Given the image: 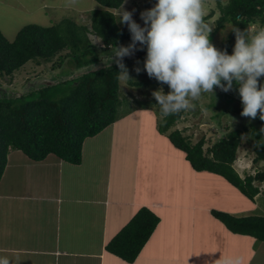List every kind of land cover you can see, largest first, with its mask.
I'll return each instance as SVG.
<instances>
[{"label": "crops", "instance_id": "obj_1", "mask_svg": "<svg viewBox=\"0 0 264 264\" xmlns=\"http://www.w3.org/2000/svg\"><path fill=\"white\" fill-rule=\"evenodd\" d=\"M143 114H124L87 139L79 165L55 155L35 162L9 151L0 181V258L9 264H221L239 257L243 264H264V242L231 232L212 214L242 217L241 204L249 199L229 183L234 193L209 186V177L220 176L194 170L169 139L159 135L154 146L132 137L137 122L149 127ZM166 139L175 151L154 156ZM151 164L158 166L157 179ZM144 207L160 222L128 263L107 245Z\"/></svg>", "mask_w": 264, "mask_h": 264}, {"label": "trees", "instance_id": "obj_2", "mask_svg": "<svg viewBox=\"0 0 264 264\" xmlns=\"http://www.w3.org/2000/svg\"><path fill=\"white\" fill-rule=\"evenodd\" d=\"M95 1L104 9L91 14L90 27L71 18H64L48 27L29 24L13 42L0 30L2 79L12 78L32 61L38 64L53 63V68H63L64 64L68 66L61 73L62 78L47 81L19 96L10 95L0 83V181L10 150H20L35 162L55 155L63 162L79 165L85 141L120 119L121 80L117 78L120 70L113 57L115 48L126 46L124 43L127 39L131 42V35L128 28L118 26L117 16L112 11L118 9L123 0ZM217 8L219 18L215 24V34L226 26L231 27L220 48L229 55L235 45L233 28L242 32L253 25L257 29L264 28V0H229L224 5L217 0ZM214 15L215 10L205 20ZM91 34L102 41L103 47L93 43ZM134 84L139 86L138 83ZM182 116L183 111L162 116L160 132L186 154L194 170L224 178L254 202L261 194L264 169L244 178L236 171L234 165L242 145V131H231L206 148L205 138L193 144L182 131H171ZM253 151L254 163L264 162V142L257 139ZM212 214L231 232L264 242V216L236 217L215 210ZM159 222L160 218L154 212L142 208L108 243L106 250L133 263Z\"/></svg>", "mask_w": 264, "mask_h": 264}, {"label": "rangeland", "instance_id": "obj_3", "mask_svg": "<svg viewBox=\"0 0 264 264\" xmlns=\"http://www.w3.org/2000/svg\"><path fill=\"white\" fill-rule=\"evenodd\" d=\"M228 1L229 0H221L223 5ZM155 3L156 0H127V3H124V9L129 12L135 9L133 19L143 26L140 13L154 7ZM204 6L206 12L204 19L215 10V15L209 20H205V22L212 28L209 37L211 43L216 48L220 49L226 41L231 27L226 26L215 34V24L219 18L217 0H204ZM103 9L104 7L95 0H78L75 5L71 6L67 3V0H0V30L9 41L13 42L18 33L29 24H38L48 27L60 22L64 18H71L80 24H86L90 27L89 22L91 14L97 10ZM117 22L121 29H127L126 25L119 22L118 16ZM90 39L97 46L103 47L102 41L98 37L91 34ZM130 43L131 42L127 39V42L124 44L128 46ZM137 48H140V45H137ZM113 58L116 59L115 56ZM126 59L127 61H125ZM145 59L146 49L136 51L134 55L125 57L123 60L130 79L126 82L121 81L120 84L122 103L119 108V116L122 119V116L127 113L128 115L131 113H145L143 117L147 120L149 127L145 126L144 129H142V127L140 128L138 126L140 125L139 121L137 122L138 125L130 128V131L133 130L132 137H135L137 141L141 142V140H143L144 143L151 144L160 136L169 139V137H166L167 135L159 134L162 115L159 112V105L152 95V93L159 88H163L165 94L168 93L169 89L167 85H161L155 79L148 77L146 71H144ZM52 65L53 63L38 64L34 61L29 62L22 69L17 71L12 78H6L5 80L0 77V83L3 85L2 88L10 95L19 96L30 91L32 88H38L41 84L47 83V81L62 78L60 77L61 73L65 72L68 68L67 64H64L63 68H53ZM137 68L140 69L139 74L135 70ZM259 82L264 84V77H262ZM134 83H138L139 86ZM236 89H238V85L234 84L233 90L227 93L219 88H215L213 96L207 93L202 94L199 99L193 101L195 105L193 109L183 111L181 120L172 127L171 131L176 129L182 131L183 135L189 138L193 144L197 143L201 138H205L207 141L206 148L226 137L231 131H242V145L239 148L238 158L234 167L239 175L244 178L247 175H254L257 171L264 169V162L254 163L255 154L253 151L257 139L258 141L264 142V131H261L264 129V121L259 119V115L256 119L241 115L243 105L240 104L241 99ZM136 118L137 117H135V119ZM123 120L125 119L123 118ZM143 124L144 121H142V125ZM167 139L166 141L171 146L166 142L162 143L159 151L154 152V156H165L167 153L175 151L176 148ZM153 145L158 146L159 144L154 143ZM170 157L172 156L166 159L168 161L175 160ZM168 161L166 162L168 163ZM164 162L165 160L162 161L161 164ZM178 164V162H176V164L170 162L169 166L172 169L176 167V170L179 171L180 168L177 167ZM152 165L154 167V164L149 166L151 167ZM163 169L165 170V168ZM151 170H154V172H151L153 173L151 176L157 179L159 173L158 166L156 165V168L154 167V169ZM207 184L218 188L221 193L225 192L224 190H226L228 194L231 192L234 193V188L221 177H209ZM204 186H206V184ZM260 189L261 194H258L254 202L249 200V202H243L241 204L245 206L242 208L245 213H242L243 215L240 216H264V184L261 185ZM234 201V198L231 199V202L227 200L225 206L228 208L234 206Z\"/></svg>", "mask_w": 264, "mask_h": 264}, {"label": "clouds", "instance_id": "obj_4", "mask_svg": "<svg viewBox=\"0 0 264 264\" xmlns=\"http://www.w3.org/2000/svg\"><path fill=\"white\" fill-rule=\"evenodd\" d=\"M78 0H67L75 5ZM123 3L112 11L119 22L126 25L131 35L128 46L115 48L118 79L128 81L125 57L146 49L144 71L149 78L168 86L152 93L160 106L162 116L193 109V101L202 94L214 95L219 88L227 93L238 85L243 105L241 115L264 121V28L253 25L240 31L233 28L235 45L229 55L210 41L212 28L205 22L204 0H156L154 7L140 13L143 26L133 19V13ZM140 45V48H137ZM139 74L140 69H135ZM261 131H264L262 129ZM0 264H9L0 258ZM221 264H243L239 257L226 258Z\"/></svg>", "mask_w": 264, "mask_h": 264}]
</instances>
